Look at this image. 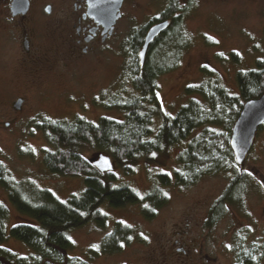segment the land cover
<instances>
[{
    "label": "rangeland",
    "instance_id": "1",
    "mask_svg": "<svg viewBox=\"0 0 264 264\" xmlns=\"http://www.w3.org/2000/svg\"><path fill=\"white\" fill-rule=\"evenodd\" d=\"M185 1L175 0V4L183 9ZM189 1L191 12L181 21L186 44L178 63L156 78L157 100L169 115L191 97L184 94L185 86L205 80L201 68L212 70L235 92V73L252 68L255 59H264V0ZM74 3L79 0H29L23 16H12L10 0H0V164L16 182L30 180L62 201L83 190L84 178L46 171L42 150L48 146L42 133L33 128V120L70 121L76 116L91 122L102 116L121 119L120 111L106 109L103 104L132 94L127 76L128 39L159 13L166 0H123L113 33L104 41L90 43L82 37L76 41V17L84 9H75ZM46 6H50L49 13L44 11ZM83 46H87L85 52ZM230 54H235L237 61ZM19 98L22 104L17 110L13 103ZM159 122L155 116L149 139ZM187 139L138 157L128 176L111 159L112 171L142 197L159 186V173L172 175ZM83 152L90 161L99 154L111 158L92 147ZM236 173L245 176L239 200L227 204L208 225L211 206ZM161 190L167 199L151 218L142 215L140 204L100 206L107 215L104 226L88 223L70 231L73 249L68 264H236L238 253H247L251 264H264V123L241 165L233 159L230 169L207 172L188 185L170 183ZM0 201L8 210L7 233L14 224L34 223L14 208L2 187ZM121 221L131 225L132 238L120 249L109 250L107 238ZM1 246L19 256L30 253L9 235Z\"/></svg>",
    "mask_w": 264,
    "mask_h": 264
},
{
    "label": "trees",
    "instance_id": "2",
    "mask_svg": "<svg viewBox=\"0 0 264 264\" xmlns=\"http://www.w3.org/2000/svg\"><path fill=\"white\" fill-rule=\"evenodd\" d=\"M175 9L173 5L172 12ZM144 30L142 27L137 33H132L127 44L126 53L130 61L127 76L132 94L126 98L117 96L103 104L106 109L120 111L121 119L102 116L91 122L80 116L70 121L42 117L32 122L48 146L42 150L44 168L52 175L83 176L84 188L79 194H72L62 201L30 180L16 182L0 164V187L6 192L7 200L19 213L34 221L31 224H14L7 233L8 210L0 201V264H68L71 259L69 252L73 249L70 231L88 223L104 226L107 215L99 209L103 204L112 208L140 204L142 215L151 218L155 209L165 204L167 199L161 186L170 183L188 185L207 172L231 168L230 129L242 103L257 98L264 91V59H255L252 68L235 73V92H231L212 70L201 68L205 80L185 86L184 94L191 97L174 115H169L162 111L157 100L156 78L178 63L177 58L186 44L181 20L173 19L170 27L154 39L140 66L137 53ZM230 55L237 61L235 54ZM155 116L160 120L159 126L149 139ZM199 128L200 131L195 133ZM186 139L187 143L177 155V168L173 169L172 175L159 173V186H153L142 198L130 185L120 182L113 171L98 172L83 152L88 147L106 152L121 173L128 176L133 172L138 157L159 152ZM244 180L245 176L240 173L232 177L211 206L206 217L208 225L219 218L227 204L239 200ZM126 225L115 223L107 238L109 250H118L123 242L129 240L132 233ZM8 235L24 244L30 253L19 256L1 246ZM90 251L94 252L93 249ZM249 258L247 253H238L236 264H251Z\"/></svg>",
    "mask_w": 264,
    "mask_h": 264
},
{
    "label": "water",
    "instance_id": "3",
    "mask_svg": "<svg viewBox=\"0 0 264 264\" xmlns=\"http://www.w3.org/2000/svg\"><path fill=\"white\" fill-rule=\"evenodd\" d=\"M123 0H86V12L84 14L103 27V32L111 34L116 20L120 17V7ZM29 8V0H11L9 11L12 16L24 15ZM46 13L50 12V6L44 8ZM168 22L161 21L151 26L143 37L140 50L137 53L138 64L143 65L148 46L167 29ZM87 41V39H86ZM22 99H17L13 107L20 109ZM264 123V91L254 99H248L242 103L240 111L235 118L229 138L228 146L237 165H241L249 152L255 133ZM7 125V123H5ZM107 161V163H105ZM91 165L100 173L112 172L113 163L107 155L99 154L92 160Z\"/></svg>",
    "mask_w": 264,
    "mask_h": 264
},
{
    "label": "flooded vegetation",
    "instance_id": "4",
    "mask_svg": "<svg viewBox=\"0 0 264 264\" xmlns=\"http://www.w3.org/2000/svg\"><path fill=\"white\" fill-rule=\"evenodd\" d=\"M11 1V0H10ZM74 8H82L84 9L83 12H81L77 17H76V24H75V33L77 37V42H80V37L83 38V41L85 43H90L93 41H97L98 39L100 41H104L106 37L110 36L113 33V30L111 34L107 32H103V27L101 25H98L93 18L89 17L88 15H85L86 12V0H79V4L74 3ZM173 5L176 6L175 0H166L165 6L159 11V13L156 16L150 17L143 27H145L143 36H142V41L141 44L138 48V51L141 48L142 42H143V37L146 31L156 23H159L161 21H167L168 22V27H170L171 22L175 18H179L181 21L183 19V16L187 14L188 12H191V2L189 0L185 1L183 9H179L180 7L176 6L175 12H172L171 8ZM185 11V12H184ZM20 16V15H19ZM23 16V15H21ZM87 39V41H86ZM23 45L25 49L28 48V41L24 40ZM87 50V46L82 47V52H85Z\"/></svg>",
    "mask_w": 264,
    "mask_h": 264
},
{
    "label": "snow or ice",
    "instance_id": "5",
    "mask_svg": "<svg viewBox=\"0 0 264 264\" xmlns=\"http://www.w3.org/2000/svg\"><path fill=\"white\" fill-rule=\"evenodd\" d=\"M209 39H212V37H209ZM237 54H239V53H237ZM219 55H223V53H220ZM153 156H155V153H153ZM105 163H107V161H105ZM249 174H251V173H249ZM139 195V194H138ZM165 195H167V194H165ZM142 198V197H141ZM144 207H148V205H144ZM83 214V213H82ZM121 223H124L123 221H121ZM127 227H131V225H126ZM129 239H131L132 237H128ZM145 239H147V237H144ZM69 239H71L70 237H69ZM121 246H123V245H121ZM92 247H94V248H98L99 246L98 245H93Z\"/></svg>",
    "mask_w": 264,
    "mask_h": 264
}]
</instances>
